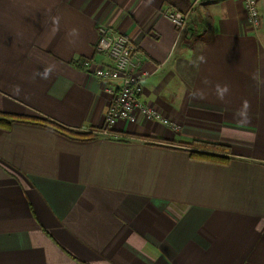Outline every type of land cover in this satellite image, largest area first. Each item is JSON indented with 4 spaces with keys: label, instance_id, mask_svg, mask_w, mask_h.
<instances>
[{
    "label": "crops",
    "instance_id": "crops-1",
    "mask_svg": "<svg viewBox=\"0 0 264 264\" xmlns=\"http://www.w3.org/2000/svg\"><path fill=\"white\" fill-rule=\"evenodd\" d=\"M168 8L188 13L184 29ZM258 8L255 27L241 0H0V114L104 128L107 86L122 79L72 63L108 60L96 49L104 25L137 45L150 72L143 101L180 125L139 113L87 139L0 127V264H264V0Z\"/></svg>",
    "mask_w": 264,
    "mask_h": 264
},
{
    "label": "built area",
    "instance_id": "built-area-1",
    "mask_svg": "<svg viewBox=\"0 0 264 264\" xmlns=\"http://www.w3.org/2000/svg\"><path fill=\"white\" fill-rule=\"evenodd\" d=\"M250 23L257 27L261 24V16L258 8V0H241ZM164 14L176 25L179 30L187 26L188 13L168 8ZM100 37L96 44L98 52L108 58L107 61L92 64V60L86 58L84 65L100 79H122L118 85L110 84L107 90L113 99L106 115V126L102 129H92L95 134L115 136L117 133L113 127L119 120L134 124L138 121V114L142 113L147 118L159 120L162 123L178 129L179 124L170 120L159 109L146 103L141 98L143 86L142 79L149 75V71L139 69L140 57L137 53V45L131 37L124 33L110 29L104 25L99 28Z\"/></svg>",
    "mask_w": 264,
    "mask_h": 264
},
{
    "label": "trees",
    "instance_id": "trees-1",
    "mask_svg": "<svg viewBox=\"0 0 264 264\" xmlns=\"http://www.w3.org/2000/svg\"><path fill=\"white\" fill-rule=\"evenodd\" d=\"M86 58L79 57L76 60H74L72 63L82 69H85L84 65V60ZM15 121H20V122H30V123H44L47 124L56 130L63 132L64 134L76 137V138H82V139H87L91 138L93 136L92 131L84 132L80 131L78 129H74L68 126L63 125L62 123L51 119L49 117H43L40 114L37 113H27V114H0V127L8 128L11 126V124ZM196 143L198 146L202 147H207L211 148L213 150L217 151H227L228 148L226 145H222L220 143H212V142H200V141H193ZM190 154L192 157L205 160V161H213V162H227L228 157L217 154V153H212V152H206V151H199V150H191Z\"/></svg>",
    "mask_w": 264,
    "mask_h": 264
},
{
    "label": "clouds",
    "instance_id": "clouds-1",
    "mask_svg": "<svg viewBox=\"0 0 264 264\" xmlns=\"http://www.w3.org/2000/svg\"><path fill=\"white\" fill-rule=\"evenodd\" d=\"M48 70L45 71L44 74H42L45 78H47ZM219 89V86H217ZM228 91L227 85H225L222 89H220V96L221 98L223 97V94ZM245 107H247V102H245Z\"/></svg>",
    "mask_w": 264,
    "mask_h": 264
}]
</instances>
